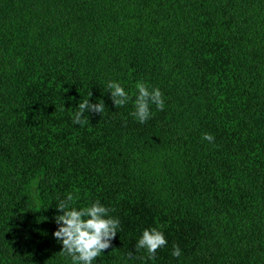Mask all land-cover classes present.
<instances>
[{
  "label": "trees",
  "instance_id": "obj_1",
  "mask_svg": "<svg viewBox=\"0 0 264 264\" xmlns=\"http://www.w3.org/2000/svg\"><path fill=\"white\" fill-rule=\"evenodd\" d=\"M141 81L164 100L145 123ZM89 91L104 112L74 124ZM69 193L120 221L92 264H264V0H0V264H71Z\"/></svg>",
  "mask_w": 264,
  "mask_h": 264
},
{
  "label": "clouds",
  "instance_id": "obj_2",
  "mask_svg": "<svg viewBox=\"0 0 264 264\" xmlns=\"http://www.w3.org/2000/svg\"><path fill=\"white\" fill-rule=\"evenodd\" d=\"M137 94L134 100V111L131 113L140 123H145L151 117L150 105H155L158 110L164 109V100L161 90L151 88L144 82H137ZM108 92L114 106L123 107L131 99L128 92L120 83L109 81ZM91 91L87 98L82 99L73 113V123L83 126L87 121L83 119L85 113L92 112L102 114L105 109L104 101L101 99L95 103L90 101ZM202 140L211 143L214 136L209 133L202 135ZM74 196L69 193L67 197L56 204V209L62 214L54 217L58 225L53 232V237L62 243L61 255L71 258V264H92L105 250L112 247V240L116 237L120 221L109 215L110 209L103 206L99 200L82 208L73 206ZM164 233L157 228H145L138 239L135 250L144 249L149 259H154L157 251L166 246ZM173 257L181 255L178 245H173ZM129 259L133 258L129 252Z\"/></svg>",
  "mask_w": 264,
  "mask_h": 264
}]
</instances>
